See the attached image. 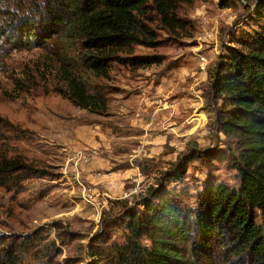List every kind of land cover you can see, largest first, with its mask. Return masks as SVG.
Returning a JSON list of instances; mask_svg holds the SVG:
<instances>
[{"label": "trees", "instance_id": "1", "mask_svg": "<svg viewBox=\"0 0 264 264\" xmlns=\"http://www.w3.org/2000/svg\"><path fill=\"white\" fill-rule=\"evenodd\" d=\"M193 1L0 0V74L8 71L13 54L37 51L33 66L12 78L10 93L49 86L74 107L104 116L114 65L159 63L157 57L133 55L135 46L153 45L149 12L175 31L176 11ZM243 1L248 7L256 4L254 27L208 72L207 97L219 103L208 128L227 152H202L210 160L224 156L236 172L237 186L207 181L188 207L170 187L185 175L179 167L170 169L158 187L102 219L101 230L85 246L94 264H264V0ZM0 130L20 140L27 134L2 116ZM189 152L191 160L200 159L193 149ZM43 176L23 154L0 145V188L16 191L24 181ZM57 223L52 224L55 233L61 227ZM112 229L122 233L123 242L110 239ZM46 233L44 228L0 232V264H48L56 249L43 239Z\"/></svg>", "mask_w": 264, "mask_h": 264}, {"label": "rangeland", "instance_id": "2", "mask_svg": "<svg viewBox=\"0 0 264 264\" xmlns=\"http://www.w3.org/2000/svg\"><path fill=\"white\" fill-rule=\"evenodd\" d=\"M225 1L224 6L221 0L181 5L175 31L150 11L147 25L153 45L139 44L133 55L157 57L159 63L142 68L114 65L104 116L74 107L49 86L10 93L12 78L19 79L22 69L32 67L39 52L12 55L8 71L0 74V116L27 134L20 140L0 130V145L23 154L44 176L24 181L16 191L0 188V232L27 234L44 228L48 233L43 239L56 249L48 264H94L85 246L101 230L102 219L121 213L123 206L158 187L170 169L179 167L185 175L170 187L188 207L194 206L207 181L237 186L222 139L208 128L219 106L207 97L208 72L228 47L253 29L256 4ZM195 115L205 124L185 135L182 131ZM214 148L224 155L221 160L203 155ZM190 149L200 159L191 160ZM84 151L92 154L87 163L77 160ZM93 180L106 181L108 188L94 191ZM55 222L61 226L56 233ZM110 237L117 243L124 240L117 229Z\"/></svg>", "mask_w": 264, "mask_h": 264}, {"label": "bare ground", "instance_id": "3", "mask_svg": "<svg viewBox=\"0 0 264 264\" xmlns=\"http://www.w3.org/2000/svg\"><path fill=\"white\" fill-rule=\"evenodd\" d=\"M205 124L204 118L200 115H195L187 121L186 128L182 131L185 135L190 133V131L198 130Z\"/></svg>", "mask_w": 264, "mask_h": 264}, {"label": "built area", "instance_id": "4", "mask_svg": "<svg viewBox=\"0 0 264 264\" xmlns=\"http://www.w3.org/2000/svg\"><path fill=\"white\" fill-rule=\"evenodd\" d=\"M92 159V154L90 152H79L77 156L78 161H82L83 163H87ZM92 191V190H91ZM90 191V192H91ZM92 198L91 194L87 196V201L90 202V199Z\"/></svg>", "mask_w": 264, "mask_h": 264}, {"label": "crops", "instance_id": "5", "mask_svg": "<svg viewBox=\"0 0 264 264\" xmlns=\"http://www.w3.org/2000/svg\"><path fill=\"white\" fill-rule=\"evenodd\" d=\"M92 182H94V187L93 190L94 191H105L108 188V185L106 184V181L102 180V181H97V180H93Z\"/></svg>", "mask_w": 264, "mask_h": 264}]
</instances>
